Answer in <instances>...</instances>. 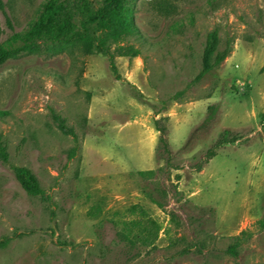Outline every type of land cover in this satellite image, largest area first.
<instances>
[{"label": "rangeland", "instance_id": "obj_1", "mask_svg": "<svg viewBox=\"0 0 264 264\" xmlns=\"http://www.w3.org/2000/svg\"><path fill=\"white\" fill-rule=\"evenodd\" d=\"M45 0H6L0 43ZM137 35L110 57L43 44L0 67V264H264V0H129ZM229 57L202 80L209 35ZM76 133L59 127L54 115ZM168 152L161 142L162 133ZM240 137L213 158L221 134ZM75 154V155H74ZM30 169L48 199L29 195ZM161 227L154 244L127 223ZM253 237L228 254L234 238ZM140 230L134 229V233Z\"/></svg>", "mask_w": 264, "mask_h": 264}, {"label": "trees", "instance_id": "obj_2", "mask_svg": "<svg viewBox=\"0 0 264 264\" xmlns=\"http://www.w3.org/2000/svg\"><path fill=\"white\" fill-rule=\"evenodd\" d=\"M128 2L129 0H45L36 19L29 23L27 30L16 32L10 23L13 34L6 41L0 43V67L24 55L40 53L43 44L46 43L80 42L91 51L109 56L113 70L116 71L115 54L131 58L141 56V51L130 45H119L112 52L113 44L123 43L130 37L137 35V29L133 22L134 16L129 10ZM7 8L8 3L6 0H0V11L6 16L8 15ZM220 45V34L215 30L207 39L204 52V68L196 81L202 80L229 57L231 51L221 52ZM54 117L61 130L75 137L77 146L74 153H76L79 149L76 133L72 128H69L67 121L61 116L55 114ZM161 133V142L164 144L165 149L170 152L165 132L161 130ZM238 140H240V137L233 135L231 131L223 132L214 148L210 150L209 157H215L219 149ZM9 159L8 147L0 139V160L8 163ZM14 171L19 183L29 195L41 197L44 200L48 199L46 190L30 169L16 166ZM139 209L143 214V218H146V222L134 221L127 223V232L123 233L122 236L131 243L142 241L144 245H152L159 237L161 227L155 220L148 217L146 212L139 206H134L132 210L138 211ZM258 225L264 230V219ZM134 229L140 231L134 233ZM253 235L254 233L250 230H245L235 237L227 250L228 254L235 258L239 257L240 248ZM10 241V238L1 240L0 249L6 248Z\"/></svg>", "mask_w": 264, "mask_h": 264}]
</instances>
